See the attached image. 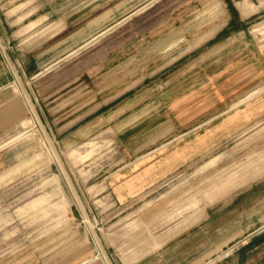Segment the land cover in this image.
<instances>
[{
    "label": "rangeland",
    "instance_id": "1",
    "mask_svg": "<svg viewBox=\"0 0 264 264\" xmlns=\"http://www.w3.org/2000/svg\"><path fill=\"white\" fill-rule=\"evenodd\" d=\"M39 1L7 0L0 11L11 18L10 41L0 36L11 73L0 88V264H77L93 256L107 264L94 232L110 263L158 264L142 256L148 241L182 223L192 211L174 213L194 196L204 205L198 190L208 179L264 148V116L246 125L264 91L228 111L264 87V0L153 1L82 49L101 46L105 68L85 74L90 94L60 118L31 100L30 79L15 59L62 28L52 18L89 9L94 17L102 8L52 0L36 12ZM147 29L153 35L143 37ZM30 105L40 108L43 129ZM261 194L264 176L204 210ZM206 239L198 235L191 245ZM218 241L220 262L264 264V230L235 245Z\"/></svg>",
    "mask_w": 264,
    "mask_h": 264
},
{
    "label": "crops",
    "instance_id": "2",
    "mask_svg": "<svg viewBox=\"0 0 264 264\" xmlns=\"http://www.w3.org/2000/svg\"><path fill=\"white\" fill-rule=\"evenodd\" d=\"M6 1L0 0V11L2 10L1 6L7 4ZM153 1L155 0H115L114 3L107 0H88L86 3L84 1V6L89 7L93 4L99 6V9L102 8L99 14L94 17H92V10L90 9L83 11L76 18L74 13L63 14L57 18H52L54 13L42 14L52 18L51 24H58L62 28L55 34L46 36L35 43L31 49L24 50V53L21 52L20 56L15 59L21 75L26 80L30 79L26 89L29 90L31 100L33 99L37 104L38 102L48 103V109L52 112V115L60 118L62 117L60 114L62 111L68 110L71 104L88 96L91 91L85 86V81L88 83V80L83 79L85 74L88 75L93 71L105 67L98 60V55L102 52L101 46H96L87 51L82 49L108 30L146 8ZM49 2L52 3L53 1L40 0L39 4L36 5V12L41 11ZM14 4L18 6L21 2H14ZM107 5L111 6L105 9ZM9 11L10 9L7 10V13ZM241 16L244 18L248 17L246 15ZM229 19L230 17L227 16V22ZM10 20L11 18H3L0 13V36L6 38L8 41L11 38L9 31ZM151 32H153V29H147L142 36L148 37L152 34ZM13 46L15 45L13 44ZM80 50H82L80 58L72 61L68 59L72 54ZM167 50V48H164L162 52ZM81 62H86L84 63V67H76ZM10 77V68L5 65L0 55V88L4 87ZM19 78H16V81H20ZM121 84L120 82L119 85ZM19 91L22 95L27 96L25 88V93L20 88ZM262 91H264V87L252 91L243 99L231 105L228 111L236 109L239 105L259 95ZM122 94L120 92L119 95L115 94L114 98H104V101L107 99L116 101ZM96 99L97 97L94 100ZM7 103H10L9 100ZM259 104V107L250 112L246 125H250L258 119L263 118L264 92L260 95ZM35 109L38 116L41 117L39 113L40 108ZM89 115L90 113H86L82 114L81 117ZM239 115V111H235L229 117V121L237 119ZM215 160L216 158H213L203 164L199 171L211 167L215 163ZM176 161L180 162V159ZM263 176L264 148L249 155L246 161L233 164L208 179L206 184L198 190V194L206 201L204 205H199V197L194 196L191 198L174 214L176 216L187 211L192 212L175 228L166 231L165 234H161V236L155 239L149 240L142 256H145V259L151 257L152 259H157L158 264H233L234 260L232 257L228 262L219 261V254L222 250L218 248V242H220L218 240L221 239V242L226 243V245H235L237 242L250 240L253 235L263 231L264 194L259 195L254 201L249 203L238 202L239 198H242V195H239L237 199L233 197L228 198L226 203L221 205L209 207L207 210H204V208L226 198L233 191ZM247 192H251V190L248 189L243 194ZM85 212H87L86 209ZM173 217L169 215V219ZM198 235H205L207 241H204V239L192 246V239ZM175 236L177 238L172 240L171 238ZM94 257L86 258L77 264H84L89 259V262H94L93 264H106L96 261L98 259ZM248 262H251V260L249 259Z\"/></svg>",
    "mask_w": 264,
    "mask_h": 264
},
{
    "label": "bare ground",
    "instance_id": "3",
    "mask_svg": "<svg viewBox=\"0 0 264 264\" xmlns=\"http://www.w3.org/2000/svg\"><path fill=\"white\" fill-rule=\"evenodd\" d=\"M15 83H17L18 87L22 90V92L25 93V92H24V88H23V86L21 85L20 81L17 80ZM26 98H27V96H26ZM27 99H28V98H27ZM28 100H29V99H28ZM30 107H31V110H32L33 116H34L35 118H37V122L39 123L41 129H43V125H42V123H41V121H40V119H39L37 113L35 112L33 106L30 105ZM42 132H43V131H42ZM45 142H46V139H45ZM50 150H51L52 152H54V149H53L52 145H51ZM51 151H50V152H51ZM55 155H56V154H55ZM58 161H59V160H58ZM57 163H58V162H57ZM73 192L75 193V196L77 197L76 192H75V191H73ZM77 199H78V198H77ZM81 209L83 210L82 207H81ZM86 220H87V219H86ZM88 221H89V220H88ZM88 221H86V222H88ZM89 223H90V222H89ZM90 225H91V229H90V228H89V229H90V231H91V230L93 231L94 224H93V223H90ZM93 232H94V231H93ZM94 236H95L94 239H95V241L97 242V245H98V248H99V251H100L99 256H100L101 258H103V259L107 262V264H111V263L109 262V260L106 258V255H105L104 251L101 249L100 245L98 244V240H97V237H96V235H95V232H94Z\"/></svg>",
    "mask_w": 264,
    "mask_h": 264
}]
</instances>
